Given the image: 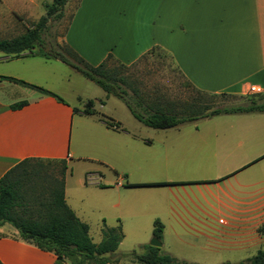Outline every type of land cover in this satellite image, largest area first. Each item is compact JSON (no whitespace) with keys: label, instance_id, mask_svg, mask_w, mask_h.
I'll return each instance as SVG.
<instances>
[{"label":"crops","instance_id":"0c3cea01","mask_svg":"<svg viewBox=\"0 0 264 264\" xmlns=\"http://www.w3.org/2000/svg\"><path fill=\"white\" fill-rule=\"evenodd\" d=\"M20 12L33 15L23 0H0V32L10 31ZM63 41L92 66L109 55L130 66L159 47L196 91L247 95L255 85L264 95V0H80ZM68 71L77 73L29 51L0 56V180L23 161L40 160L48 171L60 167L66 204L83 223L72 193L99 188L103 209L115 212L123 234L128 222L159 221L161 249L180 261L196 262L177 253L190 246L246 261L258 253L264 240V116L199 119L162 130L121 119L106 103L98 107L96 98L88 99V114L86 95ZM19 102L26 104L15 108ZM100 113L113 122L97 119ZM194 225L211 230L204 237L212 242H198L197 235L188 242ZM17 233L9 224L0 227L2 264H57L54 253Z\"/></svg>","mask_w":264,"mask_h":264},{"label":"trees","instance_id":"16d2710c","mask_svg":"<svg viewBox=\"0 0 264 264\" xmlns=\"http://www.w3.org/2000/svg\"><path fill=\"white\" fill-rule=\"evenodd\" d=\"M68 2L69 0H53L46 6V15L42 16L37 23H33L21 35L10 39H0V52L19 56L29 51L31 54L46 59H58L101 87L107 97L113 96L120 99L135 119L156 129L165 130L187 121L219 115L264 113V95L261 94H256L245 105L216 109L208 114L206 112L204 114L195 105L169 103L161 97H157L155 101H149L139 86L142 83L133 82L129 75H125V72L157 50L166 53L159 47L153 48L130 66L122 64L112 55H109L100 65L92 66L69 46L48 44L45 40L48 23L53 17L56 19L64 17ZM112 63L117 64L116 67H112ZM8 79L40 93L55 96L62 101L57 95L43 88L14 78ZM25 104L26 102H19L14 107L20 108ZM92 105V101L86 104L88 114H90L89 108ZM32 166L46 168L44 162L40 160H26L0 180V227L6 224L11 225L18 232L17 236L20 240L41 250L54 253L57 257V264H118L120 260L118 258L112 260V256L124 238L122 225L109 227L104 224L103 240L98 244L95 243L90 235V226L81 222L66 204L63 173L61 172L59 180L49 179L50 192L46 197H41V200L31 193V189L27 188L28 169L34 170ZM35 173L38 175L40 171L35 169ZM260 233L264 236V228L260 230ZM153 236L163 241V224L159 221L154 225ZM144 250L145 252L141 254L135 251L131 254L142 264H198L180 261L163 252L161 248L151 245L144 246ZM240 264H264V249H260L254 257Z\"/></svg>","mask_w":264,"mask_h":264},{"label":"rangeland","instance_id":"374dc122","mask_svg":"<svg viewBox=\"0 0 264 264\" xmlns=\"http://www.w3.org/2000/svg\"><path fill=\"white\" fill-rule=\"evenodd\" d=\"M26 4L27 10L33 12V15L28 17V15H23L22 19L19 18L17 24L11 25V30L8 32H0V39L14 38L21 35L26 29L25 27L29 24L37 23L40 18L46 15V6L51 4L53 0H23ZM80 0H70L64 11V17L62 19H56L55 17L51 18L48 23V29L45 34L46 42L52 43L53 45H63V37L67 30L71 12L77 6ZM146 4V0H144ZM129 3H132L130 1ZM133 4H136L133 3ZM129 5V4H127ZM143 9V6L140 7ZM149 9V7H148ZM145 16H147L145 10ZM147 20V19H146ZM31 23V24H30ZM36 51V50H35ZM4 53H0V56H4ZM117 64L112 63V67H116ZM63 66V65H60ZM65 68V67H64ZM75 69V68H74ZM70 70V69H69ZM76 70V69H75ZM69 75L73 76L72 80L74 81L75 89L77 92H80L83 95H86L87 103L90 101L88 99H98L95 100L97 106L100 104L106 103L110 110L115 111L116 115L124 120H134V116L131 114L127 106L118 98L110 96L106 97V93L99 87L97 84L93 83L80 72L68 71ZM64 73V72H63ZM125 75H129L133 82L142 85L139 86L142 88V92L145 94L146 98L149 101H155L157 97H161L169 103H176L180 105H195L206 114L221 108H229L241 106L249 103V101L254 98L255 95H229V94H208V93H199L196 91L183 77L177 66L175 65L172 57L168 53L157 50L152 55H149L146 59L140 61L134 68H131L128 72H125ZM74 78V79H73ZM76 80V81H75ZM69 101H75L74 98H69ZM205 114V113H204ZM248 114V113H241ZM251 114V113H250ZM252 114H261L264 116V113H252ZM228 116H239V114H230V115H220L214 116L211 118H203L201 120H217L220 118ZM84 118V117H83ZM97 119L101 118L103 121L113 122V118L107 116L106 114H98ZM79 119V117H78ZM95 119V120H97ZM85 120V119H84ZM92 121L87 117V129L90 128ZM33 169H28L29 171V182L27 183V188L31 193L37 198L46 197L48 192H50V178L60 179V167L52 171H48L47 168L42 169L39 167L32 166ZM35 169L40 171V174L35 173ZM51 169V168H50ZM40 175V176H39ZM51 175V176H49ZM41 179H38V178ZM49 190V191H48ZM87 192V193H86ZM72 201H74L72 206L78 211L79 215L83 217L90 226L91 237L95 243H100L103 240L102 226L103 221L106 220L108 226L113 227L117 224V216L114 211L105 212L102 204H107L103 196L105 193L99 188L90 189L84 191L78 189L72 193ZM42 200V199H41ZM111 204H115V200H111ZM75 202L77 204H75ZM110 204V203H108ZM37 206V204H36ZM107 206V205H106ZM108 210V209H107ZM124 239L120 244L118 250L112 256V260L115 258L122 261L124 264H142L134 256L132 252H137L139 254L145 252L144 246L150 245L153 241V229L154 224L151 222H141V224H133V222H128L124 224ZM211 232V230L206 229V226L194 225L191 226V236L187 239L188 242L196 240L198 236V242L211 243L212 241L204 237ZM18 235V234H16ZM229 242H221V244L226 245ZM232 243V242H230ZM195 248V246H190L186 248L185 251L177 252L181 258L187 259L190 262L196 261L200 264L206 263H217L222 264L224 261H233V263L240 264L246 261V258H240V255L227 254L224 251H221L223 255L213 253L210 249ZM261 249H264V240L263 246ZM213 250V248H212ZM163 251V250H162ZM164 252V251H163ZM241 259V260H236ZM244 259V260H243ZM119 261V262H120ZM241 261V262H238ZM195 262V263H196ZM94 264V263H88ZM119 264V263H118Z\"/></svg>","mask_w":264,"mask_h":264},{"label":"built area","instance_id":"2783aa9c","mask_svg":"<svg viewBox=\"0 0 264 264\" xmlns=\"http://www.w3.org/2000/svg\"><path fill=\"white\" fill-rule=\"evenodd\" d=\"M247 95H256V94H261L262 89L258 86L255 85H249L248 88L246 89ZM116 128V126H114Z\"/></svg>","mask_w":264,"mask_h":264},{"label":"water","instance_id":"95a60500","mask_svg":"<svg viewBox=\"0 0 264 264\" xmlns=\"http://www.w3.org/2000/svg\"><path fill=\"white\" fill-rule=\"evenodd\" d=\"M151 246L157 247V248H162L163 243L161 240L157 239L154 237L153 241L150 243Z\"/></svg>","mask_w":264,"mask_h":264}]
</instances>
